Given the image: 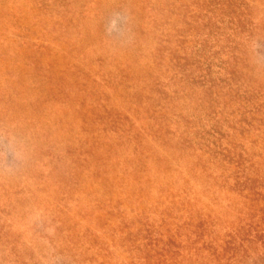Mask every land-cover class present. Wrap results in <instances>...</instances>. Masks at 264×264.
I'll list each match as a JSON object with an SVG mask.
<instances>
[{
	"label": "rangeland",
	"instance_id": "rangeland-1",
	"mask_svg": "<svg viewBox=\"0 0 264 264\" xmlns=\"http://www.w3.org/2000/svg\"><path fill=\"white\" fill-rule=\"evenodd\" d=\"M0 264H264V0H0Z\"/></svg>",
	"mask_w": 264,
	"mask_h": 264
},
{
	"label": "trees",
	"instance_id": "trees-1",
	"mask_svg": "<svg viewBox=\"0 0 264 264\" xmlns=\"http://www.w3.org/2000/svg\"><path fill=\"white\" fill-rule=\"evenodd\" d=\"M237 234H239V233H237ZM217 248L219 249V252H218V254H214V255H218V256H221V255H224V253L222 254V252H225V250L223 249L224 247L222 246V245H218L217 246ZM221 250V251H220ZM219 258V257H218Z\"/></svg>",
	"mask_w": 264,
	"mask_h": 264
}]
</instances>
